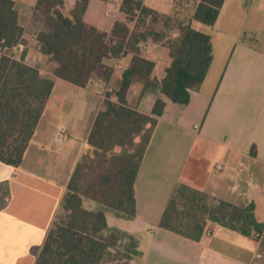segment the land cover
<instances>
[{
  "label": "crops",
  "instance_id": "crops-1",
  "mask_svg": "<svg viewBox=\"0 0 264 264\" xmlns=\"http://www.w3.org/2000/svg\"><path fill=\"white\" fill-rule=\"evenodd\" d=\"M14 1L23 47L12 53L49 73L37 43L45 29L38 0ZM63 1L68 14L76 0ZM121 2L90 0L84 22L110 33ZM144 5L162 15L170 12L149 7L145 0ZM192 27L210 35L213 60L187 104L171 101L159 85L143 90L142 83L134 82L128 90V105L157 123L134 183L135 217L109 213L108 224L135 238L139 255L132 264H264V234L255 239L210 222L196 241L158 225L176 186L185 184L214 203H252L264 226V0H225L213 26L193 22ZM147 45L150 54L142 56L154 62L152 77L159 83L170 58L163 42H147L141 52ZM131 59L129 53L103 61L112 68L107 84L96 77L97 85L89 81L78 87L56 78L21 166L0 162V264H35L94 117ZM68 87L75 89V102L66 112ZM157 100L164 103L159 116L153 114ZM32 150L35 155L29 156Z\"/></svg>",
  "mask_w": 264,
  "mask_h": 264
},
{
  "label": "trees",
  "instance_id": "trees-1",
  "mask_svg": "<svg viewBox=\"0 0 264 264\" xmlns=\"http://www.w3.org/2000/svg\"><path fill=\"white\" fill-rule=\"evenodd\" d=\"M89 1L76 0L68 14L63 0L37 1L36 10L45 19L37 43L49 73L23 59L0 56V162L18 168L56 78L78 87L96 77L107 84L112 68L103 66V61L132 55L118 87L106 92L94 117L55 219L37 249L35 264H132L139 255L135 238L110 227L107 220L109 213L134 219V183L157 123L154 117L129 106L126 95L134 82H140L143 90L159 85L171 101L187 104L190 93L200 89L213 60L210 35L195 30L192 23L213 26L225 0H173L169 14L162 16L146 7L144 0H122L110 33L84 22ZM148 17L152 23L163 18L167 29L175 22L177 36H165L153 24L143 28ZM130 23H134L133 29ZM22 34L15 1L0 0V45L14 50ZM147 42H163L170 58L159 83L152 77L154 62L141 55ZM163 107L157 100L153 114L161 115ZM85 200L93 207H86ZM210 222L246 236L264 231L252 203H214L208 194L185 184L176 186L158 225L198 241Z\"/></svg>",
  "mask_w": 264,
  "mask_h": 264
},
{
  "label": "rangeland",
  "instance_id": "rangeland-1",
  "mask_svg": "<svg viewBox=\"0 0 264 264\" xmlns=\"http://www.w3.org/2000/svg\"><path fill=\"white\" fill-rule=\"evenodd\" d=\"M172 1L173 0H145V3L149 7L155 8V9H157L159 11H162V12H167L171 8ZM160 15L162 16V14H160ZM147 19H146L145 24L143 25V28H146L148 25L150 26V25L153 24L154 28L157 31L161 32L162 34H164L167 37L170 36V33H171L172 30H176L177 29L175 22H171L170 23V28L167 29L164 26V23H163L164 19L163 18L159 17L158 20L156 22H154V23H152L151 18H149V22H147ZM63 95H64V99H65L64 103H63V109H64V111L67 112L71 107H73L72 105L75 102V99H74V97H75V89H73L72 87H68V90L65 91ZM33 152H34V150H32L30 152L29 156L35 155ZM27 166L29 167L30 165L28 164ZM46 174H48V173H46ZM85 206L86 207H91L92 204L88 200H85Z\"/></svg>",
  "mask_w": 264,
  "mask_h": 264
},
{
  "label": "built area",
  "instance_id": "built-area-1",
  "mask_svg": "<svg viewBox=\"0 0 264 264\" xmlns=\"http://www.w3.org/2000/svg\"><path fill=\"white\" fill-rule=\"evenodd\" d=\"M149 18L150 17H148V19H147V22H149ZM177 36V30H172L171 31V33H170V38H174V37H176ZM151 45V44H150ZM150 45H147L144 49H143V52H141V55H146V56H148L149 54H150ZM19 48H22L23 46L22 45H20V43L17 45ZM0 54L1 55H9V56H11L12 58H14L15 59V56L13 55V53H12V51L9 49V48H7V47H4V46H1L0 45ZM156 66L154 65V68H155ZM90 82H91V84L92 85H97V81L96 80H90ZM195 129H197V126H195L194 127ZM217 169H221V166H217ZM262 234H264V231H262V232H260V233H255L254 234V238L255 239H260V237L262 236Z\"/></svg>",
  "mask_w": 264,
  "mask_h": 264
}]
</instances>
